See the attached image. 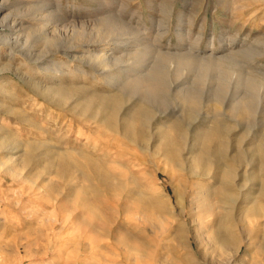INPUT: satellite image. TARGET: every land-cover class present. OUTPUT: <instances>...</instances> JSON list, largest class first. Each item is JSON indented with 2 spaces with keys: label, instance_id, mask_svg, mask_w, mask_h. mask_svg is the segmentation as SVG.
Wrapping results in <instances>:
<instances>
[{
  "label": "rangeland",
  "instance_id": "rangeland-1",
  "mask_svg": "<svg viewBox=\"0 0 264 264\" xmlns=\"http://www.w3.org/2000/svg\"><path fill=\"white\" fill-rule=\"evenodd\" d=\"M6 65L0 264H134V244L149 254L141 264H172L161 247L181 212L173 174L202 189L186 205L199 261L264 263L255 252L246 255L245 244L231 258L254 227L240 218L245 209L264 207V0H0V67ZM60 86L74 88L67 104L44 92ZM117 94L118 118L144 110L138 135L125 138L81 118L85 98L105 96L112 106ZM214 130L220 135L211 145L213 170L191 175L202 136ZM164 133L177 140L185 171L163 156ZM80 155L125 182L121 196L84 178L79 165L71 177L68 165ZM60 162L63 175L54 168ZM150 187L175 204L174 218L163 199L157 204L144 194ZM200 201L205 209L197 208ZM84 221L101 230L80 227Z\"/></svg>",
  "mask_w": 264,
  "mask_h": 264
},
{
  "label": "bare ground",
  "instance_id": "bare-ground-1",
  "mask_svg": "<svg viewBox=\"0 0 264 264\" xmlns=\"http://www.w3.org/2000/svg\"><path fill=\"white\" fill-rule=\"evenodd\" d=\"M15 22H16L15 20H12V23L15 24ZM12 23H11V25H13ZM14 26L15 25H13V27ZM12 55H13V53H12ZM95 59H97V58H95ZM204 65H209V64H204ZM4 70H10V67L6 65V66H4V69L0 70V72H3ZM17 75H19V74L17 73ZM116 83H118V82H116ZM113 84H115V83H113ZM116 85L117 84H115L113 86H116ZM120 87L125 88L124 86H120ZM3 88H4V85L0 87V90H2ZM73 90H74V88H63V87L60 86V87H58L56 89H45L44 92L47 93L46 95L53 96V98L58 100L61 104H65L68 101V99H70V96L73 94ZM117 91L118 90H116V92ZM122 93H123V91H122ZM119 94H117L118 96L117 95H114V96L111 95L112 98L109 95L111 100H110V102H108V104L112 105V106H106L105 105V103H107L106 101H109V100L104 98L105 96L104 97H100V96L98 97L96 95H90L87 98H85L82 101V103L79 104L81 106V112L79 114H80V116H82L81 118H84V119L87 118L88 120L89 119L90 120H95L96 122H98L100 124L99 125L100 127H104L105 129L109 130L112 133L120 134V135H122L125 138L127 137V135L134 136L135 133L138 135L139 134L138 130L140 129L139 127H143V123L145 121V118H147V116L144 113L143 109H139L134 114H132L130 116L127 115L128 117L126 116L124 118H121V116H120L118 118V115L116 114V108H117L118 104L121 101L120 100L121 97H120ZM96 101L98 102L97 106H93ZM53 102H55V101H53ZM93 108L96 109V110L94 109L95 112H94ZM121 127H122V130H123L122 132L119 130V128H121ZM219 135H220V133L214 130V131L206 133V134H204L202 136L201 141L202 142L204 141L203 142V148L199 147L200 149L197 151V153H196L197 155L194 158V161L192 162L193 164L190 167V170L188 171V173H191V175H196V176H198L200 174L201 175H209L210 174V171L213 170V166L215 165V163L212 160V158L214 156H211L212 155V153H211V148H212L211 145L219 137ZM127 138H129V137H127ZM160 139L162 140V143H163V148L162 149H164V155L163 156L165 157V159L168 160V162L174 168H176V169H178L180 171H185V169L181 168V165H179V159H178L177 155H179L178 151L180 149L178 150V147H180V146H178L179 144H178L177 140L173 139V137L172 138L169 137L165 133L162 134ZM159 149H160V147H159ZM157 153H159V152H157ZM160 154H162V153H160ZM160 154H158V156H160ZM55 165H56L57 175L58 174H62L63 175V172H64L63 165L64 164H62V162H60L59 164L58 163L54 164V168H55ZM78 165L81 166L84 169V172L86 173L85 175H83V173H82L84 178H86L88 180H91V179L95 178L98 186L101 185L104 188L105 191L109 192V194L112 193L114 195L121 196V194H122V192L124 190L123 186L125 188V182H124V185H122L120 182H114V179L111 180L112 178L109 176V174H108V172H107V170L105 168H103L102 166H99L97 164H94V163L92 165V163L88 162V159L85 156H81L80 155V159L75 161V163H69L68 170H69V175L71 177H74L73 169H75V167L79 168ZM65 172H67V171H65ZM230 174H231L230 168H229V166H226L225 169L223 170L222 177L226 176L228 178V177H230ZM65 175H66V173H65ZM231 178L229 179L230 181H231ZM120 179H124V178L120 177ZM172 179H173L172 185H173V188H174L175 203H176V206L180 208V210H181L180 216H182V217L179 216V224L177 226H175V227H172L170 229V232L167 233V238H166L167 241L165 243L162 242L163 244H162L161 248L164 250V253L166 251L165 254H167V252H168V254L171 257H173V258L170 259L172 264H205V263H202L201 261H199V259H200L199 258V255H200L199 254L200 253L199 252V248L197 247V250H195L193 245H192V242H191L192 228L189 226V223H188V221L186 219V217H189L188 214H187V207H186L188 196L192 197L193 200H197L198 198L202 197V195H201L202 192L201 193L199 192L197 194L195 190L198 189V190L202 191V189H200V185H198V184L194 185L191 182H188V179L179 178L176 174H173ZM225 181H227V180H224L223 186L227 187V185H225ZM144 194L149 196L154 201V203L156 202L157 204H158L160 199H163L164 205L168 209L170 217L171 218L175 217L174 216L175 214H173L177 210L175 204H172V207H170V204L168 203L167 200H164L165 197L162 194V192L159 191V189L150 187L148 189H145ZM190 194H192V195H190ZM200 195H201V197H200ZM78 196L79 195L74 197V200H73L74 204L78 200L77 199ZM139 198L141 199L140 201L144 202L143 196H140ZM143 202H139V203L142 204ZM201 202L202 201H200L199 203H201ZM160 206H161V204L159 205V207ZM199 206L202 207V208L206 207L205 203L198 204L197 208H199ZM203 209H205V208H203ZM161 210H162V208H161ZM263 217H264V207L262 205H260V204L256 205V206L254 205V207H252V208L249 207L248 209H245V212L242 214V217H240V218H242L243 219L242 221H245V223L248 222V221H250V222H254L255 221L254 222V227L252 228V230H250L247 233V237L246 238H242L240 240H237L239 242H238L237 245H235L236 248H234L235 250L232 251V253H231V258L233 260H235L237 258V253L241 249V245L245 244L246 245L245 246L246 247V249H245L246 250V255H249L248 253H250V252H255V253L259 254L261 260L263 258L262 262L264 261V223L259 221V218H263ZM73 218H74V220L72 222L73 223L77 222L76 217H73ZM175 219H177V218H175ZM83 225H85V228L88 231L93 232V233L98 232L99 230H101V226L99 224H96V223H92V222L88 223V222L84 221V223L81 224L80 227H83ZM203 225H204V228H207L208 223L204 222ZM212 225H213V220L210 222V227H212ZM221 226L222 225H220L219 229L218 228L217 229L221 230ZM216 232H218V231H216ZM242 237H243V235H242ZM233 238H235V237H233ZM215 239H216V242H215L216 244H219L220 246H224L225 245V240H223V238L220 236V233H216ZM247 239L249 240V242H247ZM95 248H101L100 244H96ZM129 249H130L129 251L132 252L131 256H133V258H134V264H141V262H142L141 260H143L142 257H148V259L150 258L149 254L147 255L146 252L144 253L142 251V248H140V246H137V244L136 245L134 244V245L130 246ZM160 255L162 256V254H160ZM165 258L166 257L164 256V259ZM144 259H146V258H144ZM165 261H166V259H165Z\"/></svg>",
  "mask_w": 264,
  "mask_h": 264
}]
</instances>
